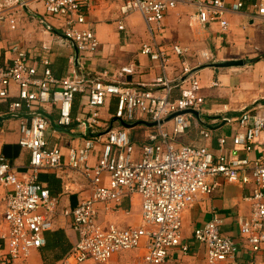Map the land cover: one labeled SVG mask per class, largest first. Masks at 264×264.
I'll return each mask as SVG.
<instances>
[{
	"label": "built area",
	"instance_id": "obj_1",
	"mask_svg": "<svg viewBox=\"0 0 264 264\" xmlns=\"http://www.w3.org/2000/svg\"><path fill=\"white\" fill-rule=\"evenodd\" d=\"M251 0H127V11L142 14L151 36L141 52L158 62L163 70L153 84L129 85L104 76L79 73L71 58L70 73L57 77L52 60L44 55L35 60L20 45H13L12 65L0 68V103H7L9 112L20 115V145L31 153L28 180L21 179L11 163L0 156V184L9 188L4 202L7 227L0 234V264H26L34 250L47 244L46 234L68 221L78 235L73 249L60 264H82L92 260L107 263L123 251L144 249L141 259L130 264H167L172 251L189 254L192 244L183 233V212L193 206L200 195H210L224 178L230 182L253 185L248 200L249 216L239 221L240 234L253 253H262L264 262V151L250 157L256 140L264 132V114L245 110L239 119V131L232 137L235 149H228L226 137L220 138V152L206 146L182 144L179 138L191 126L188 110L201 111L205 97L200 79L187 62L177 79L168 73L171 56L159 42L166 14L180 4L194 5L195 18L203 26L218 24L223 31L230 28L228 14L241 11ZM45 14L62 23L63 39L73 42L79 54L89 57L100 47L96 31L86 25L87 10L92 0H43ZM24 5L23 0H0V22L4 8ZM264 17V0L253 4ZM11 30L18 28V19H6ZM49 30L56 29L47 25ZM123 30L124 25L120 24ZM48 31V30H47ZM58 34V33H57ZM47 47L44 46V49ZM173 52L181 57L190 48L175 44ZM207 57V53L203 54ZM42 68V71L40 69ZM133 67H124L122 74H132ZM214 85H217L216 83ZM162 89V93L159 92ZM180 96L173 97L175 89ZM86 99L84 117L76 120L86 127L85 143L72 147L65 155L61 145L53 143L50 120L40 114L47 106L58 110L56 123L70 128L74 122L76 97ZM111 98L116 99V122H157L148 127L142 143L134 140L127 127H111L100 133V110ZM171 124L168 126V124ZM123 126V125H122ZM205 137L207 130L201 132ZM244 147L241 156L237 147ZM98 147H100L98 149ZM93 158H96L93 162ZM72 170L86 180L90 194L80 199L75 208L59 211L61 199L39 182L46 171ZM133 194L142 198V222L138 226L105 227L99 220L100 208L110 210ZM217 215L194 230V241L206 248L209 264H255L254 259H239L240 245L236 238L221 231Z\"/></svg>",
	"mask_w": 264,
	"mask_h": 264
},
{
	"label": "crops",
	"instance_id": "obj_2",
	"mask_svg": "<svg viewBox=\"0 0 264 264\" xmlns=\"http://www.w3.org/2000/svg\"><path fill=\"white\" fill-rule=\"evenodd\" d=\"M233 2L234 0H229ZM251 0L238 12L228 14L230 28L223 31L218 24L203 27L196 16L194 5L180 4L166 14L164 30L159 36V42L170 54L171 61L168 73L173 79L183 74V62H187L203 87L201 93L205 103L200 111V117L191 113L200 122L196 124L191 117V126L179 138L186 145L206 146L215 154L220 152L219 139L226 137L228 149H235L232 137L239 131V119L245 110L264 114V17L258 14ZM24 5H14L4 8L6 17L0 22V68L12 65L13 45H20L35 60L40 61L44 55L52 60V70L58 77L70 73L71 58L83 75L114 80L122 84L139 85L153 84L163 74L158 62L141 52L143 43L150 42L145 20L137 11H127V0H92L87 10V24L80 27H92L100 41L99 50L89 57L77 56L73 42L62 40V25L56 19L45 14L43 0H23ZM16 17L19 25L11 30L6 19ZM123 24L124 29H119ZM57 33L49 30L48 26ZM48 30V31H47ZM61 35V36H60ZM175 44L190 48L187 56L181 57L173 52ZM44 46L47 48L44 49ZM207 53V57L203 54ZM243 59L246 65L231 68L202 67L210 62L221 60ZM124 67H133L132 74H122ZM42 71V68L40 69ZM217 85H214V84ZM162 93V89L159 88ZM180 96L175 89L173 97ZM86 99L80 95L74 102L75 122L70 133L60 132L50 127L53 143L59 144L65 155L70 148L79 147L85 143L86 127L76 119L84 117L88 112ZM58 119V110L47 106L44 111ZM116 99L111 98L100 110L99 134L111 127H124L115 121ZM25 114V113H24ZM20 118L9 112L7 103H0V156H4L13 166L15 172L23 180L31 175V153L20 145ZM123 125V126H122ZM171 125L170 123L168 126ZM133 136L143 139L145 126L128 128ZM207 130L205 137L201 132ZM11 146L4 152L5 146ZM100 147H98L99 149ZM241 156H246L244 147H237ZM264 151V132L256 140L250 157H255ZM96 158H93V162ZM47 176L39 182L48 188H56L60 196L59 211L65 208H75L80 199L90 194L88 183L76 172L68 168L60 171L42 172ZM40 174V175H41ZM253 185L242 182L233 183L224 178L219 180V186L210 195H200L190 208L183 212V233L186 241L192 244L189 254H183L179 249L172 251L167 264H209L206 258V248L194 241L196 227L209 222L218 216L222 220L221 231L236 238L240 245L239 259H254L255 264H264L262 253H253L246 238L240 234L239 221L249 216L251 204L248 196ZM9 188L0 184V234L7 230L4 220V202ZM56 194V195H57ZM99 220L105 227L115 224L121 228L138 226L142 222V198L139 194L125 197L120 204L110 210L100 208ZM59 231L62 237L56 235ZM55 232V233H53ZM47 235V234H46ZM50 237V241H49ZM78 235L68 221L63 226H57L48 232V243L34 250L26 264H60L61 260L73 249ZM144 249L123 251L115 254L107 263H97L92 260L82 264H130L141 259ZM219 264H229L221 262Z\"/></svg>",
	"mask_w": 264,
	"mask_h": 264
},
{
	"label": "water",
	"instance_id": "obj_3",
	"mask_svg": "<svg viewBox=\"0 0 264 264\" xmlns=\"http://www.w3.org/2000/svg\"><path fill=\"white\" fill-rule=\"evenodd\" d=\"M62 36L65 37L64 35H62ZM76 51H77V56H78L79 51H78L77 47H76ZM244 65H246L245 60H243V59H232V60H221V61L210 62V63H208L202 67L231 68V67H240V66H244ZM39 113L46 116L50 120L51 126L53 128H55L56 130H58L60 132H68V133L71 132V130L69 128L59 126L52 116L46 114L45 112H39ZM187 113H194L196 116L200 117V112L197 110L191 109V110H188ZM13 115L16 116L15 114H13ZM20 115L29 116L31 114H19L18 116H20ZM115 121H117L116 118H115ZM122 124L127 128L136 127V126H140V125L153 127V126L157 125V122H149V121L141 120V121H138L135 123L122 122Z\"/></svg>",
	"mask_w": 264,
	"mask_h": 264
},
{
	"label": "trees",
	"instance_id": "obj_4",
	"mask_svg": "<svg viewBox=\"0 0 264 264\" xmlns=\"http://www.w3.org/2000/svg\"><path fill=\"white\" fill-rule=\"evenodd\" d=\"M57 76V75H56ZM58 77V76H57ZM60 78V77H59ZM77 98V97H76ZM73 119H74V122H75V109L73 108ZM74 122H73V124H74ZM73 126H71L70 128H72ZM134 140L135 141H137V142H139V143H142V140L140 139L139 140V138H137L136 136H134ZM11 146H5L4 147V152L6 153L7 152V150L10 148ZM6 158V157H5ZM7 159V158H6ZM8 160V159H7ZM47 176H45L44 175V173L43 174H41L40 176H39V179L40 178H46ZM49 190H50V188H48ZM50 192H51V194H53V195H56L57 194V190H56V188H53V189H51L50 190ZM58 195V194H57ZM53 233H55V232H53ZM56 235L57 236H59V237H62V235H61V233L59 232V231H57L56 232ZM46 238H47V243H48V233H47V235H46ZM49 241H50V237H49Z\"/></svg>",
	"mask_w": 264,
	"mask_h": 264
},
{
	"label": "rangeland",
	"instance_id": "obj_5",
	"mask_svg": "<svg viewBox=\"0 0 264 264\" xmlns=\"http://www.w3.org/2000/svg\"><path fill=\"white\" fill-rule=\"evenodd\" d=\"M4 21V20H3ZM138 138V137H137ZM95 262V261H94ZM98 263V262H97Z\"/></svg>",
	"mask_w": 264,
	"mask_h": 264
}]
</instances>
